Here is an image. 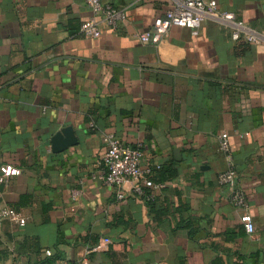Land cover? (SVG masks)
Segmentation results:
<instances>
[{"label": "crops", "instance_id": "obj_1", "mask_svg": "<svg viewBox=\"0 0 264 264\" xmlns=\"http://www.w3.org/2000/svg\"><path fill=\"white\" fill-rule=\"evenodd\" d=\"M215 1L264 36V0ZM101 2L126 18L91 39L85 0H0V164L21 170L1 201L27 219L0 221V264H264V44L214 20L143 44L172 0ZM222 131L251 234L217 182ZM105 134L161 167L152 203L91 179Z\"/></svg>", "mask_w": 264, "mask_h": 264}, {"label": "built area", "instance_id": "obj_2", "mask_svg": "<svg viewBox=\"0 0 264 264\" xmlns=\"http://www.w3.org/2000/svg\"><path fill=\"white\" fill-rule=\"evenodd\" d=\"M92 14L101 21L90 19L80 26V34L85 38L97 39L101 35V24L110 31H116L118 26L126 18L122 8L104 4L101 0H85ZM214 20L219 22L230 31L233 41L240 39L248 44H264V36L247 28L242 22L235 20L230 13L218 9L215 0H172L171 8L162 17L153 21L152 28L139 35L143 44H158L168 33L171 27L186 28L195 31L204 21ZM218 148L224 155L226 169L217 175V182L226 189L228 202L242 211L240 222L244 231L251 234L254 225L248 213L247 199L243 188L239 184L238 175L234 166L232 148L228 133L222 131L217 136ZM105 151L97 162V170L91 175L92 180L99 181L102 185L113 188L116 198L123 200L132 196L144 203H151L155 195L162 188V184L153 180L155 171L161 167L142 166V153L139 147H130L123 144L113 134H105L102 138ZM21 170L9 165L0 164V221H8L18 226L26 224V217L18 211L5 206L1 201L2 189L7 186L13 177L19 176ZM78 192L73 191L76 195ZM50 255V252H47ZM57 264H98L87 258L77 262L65 261Z\"/></svg>", "mask_w": 264, "mask_h": 264}, {"label": "water", "instance_id": "obj_3", "mask_svg": "<svg viewBox=\"0 0 264 264\" xmlns=\"http://www.w3.org/2000/svg\"><path fill=\"white\" fill-rule=\"evenodd\" d=\"M73 140H67L65 142H55L52 146L54 152H60L63 149L67 148L68 146L74 145Z\"/></svg>", "mask_w": 264, "mask_h": 264}, {"label": "trees", "instance_id": "obj_4", "mask_svg": "<svg viewBox=\"0 0 264 264\" xmlns=\"http://www.w3.org/2000/svg\"><path fill=\"white\" fill-rule=\"evenodd\" d=\"M160 169H161V168H160ZM160 169H159V170H160ZM159 170H157V171H159ZM153 176H154V175H153ZM153 180L155 181L154 177H153ZM155 182H156V181H155ZM151 203H152V202H151Z\"/></svg>", "mask_w": 264, "mask_h": 264}]
</instances>
